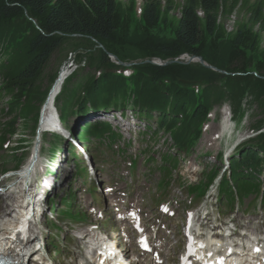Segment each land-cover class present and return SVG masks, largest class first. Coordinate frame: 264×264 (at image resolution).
Masks as SVG:
<instances>
[{"label": "rangeland", "instance_id": "obj_1", "mask_svg": "<svg viewBox=\"0 0 264 264\" xmlns=\"http://www.w3.org/2000/svg\"><path fill=\"white\" fill-rule=\"evenodd\" d=\"M256 1L239 0L236 11L234 10L235 12L233 11L234 13L232 12L229 16H222L220 19L224 37L204 34L200 45L197 47L199 55L205 60L211 59L214 63L220 65L224 69L218 67L222 72L214 73L209 68H202L201 65L172 64L169 67H164L160 73L147 60L160 53L159 48L161 45L169 44L175 40L173 18L178 17L176 15L178 14L177 9L169 15L168 22L160 21L149 26L145 22L142 13L145 0H136L135 4H133V0H116L118 13L115 19V33L110 46L118 55L116 56L118 60L127 65L117 66L110 62V64L100 67L93 62L91 54L81 48L82 45L80 44L82 42L78 44L73 40L67 41L63 45L64 47L61 46L62 48L54 53L49 66L41 76L30 83L32 85L25 91V97L21 93L16 94L14 98L9 95L4 102L0 103L1 109L10 106L14 114H11V116H5V113L3 116L0 114V139L5 137L7 141L11 140L12 142L24 140V143L20 146L11 142L8 152L5 150L4 145L1 147L0 168L12 171L16 169L14 167L17 162L21 164L20 169H22L28 163L36 141V126L33 118L29 117L26 121L18 120L19 127L17 129H11L9 125H5L12 122L13 126L17 122L19 111L14 110V105L25 103L31 107V110H34L41 103L43 96L48 93L63 64L61 74L65 73L63 69L66 67H70L69 74L72 73L73 66L70 65L72 61L79 66L85 65V67L78 70L77 75H80V77L78 76L79 78L72 84L69 83L68 88H66L67 91L60 97L58 102V109L60 111L64 109L63 119L67 127H69V119L72 115L67 107L69 98L80 100L85 95L81 100H89L88 93L93 88L94 83L100 81L103 84V81L107 83L111 80L114 83H110L111 85H121L124 88L122 90L112 87L111 90L116 92L110 93L115 95L112 97L132 94L136 96V98L134 97L136 101L132 102H137L142 107L149 108L155 104L161 106V110L164 107L171 109V116L180 120L177 123L170 120V125L178 129L182 139L193 133L200 136V144L197 147L201 149V155L204 152L215 155L214 146L227 151L229 148H236L242 143L240 149L242 154L249 149L261 152L262 156L258 160V165H264V134H262L264 131V111L257 112L254 110L256 104L259 108H264V60L262 57L264 33H259L257 27L253 30V33L256 32L261 35V42L257 50L244 46L251 44L254 39L253 33L249 34L247 31H244L243 34L240 33V28L245 26L249 19V7L246 5L251 6ZM174 2L177 7L182 4V0H174ZM230 2H233V0H230ZM0 17L5 18V20L0 18V74L8 78L13 85L17 72L25 66L31 57V43L36 35V26L26 14ZM12 31L13 33H11ZM14 31L21 33L22 41L19 46H17L19 36ZM10 33L11 39L9 37ZM237 38H240L244 44L236 45ZM11 41L16 47L12 46ZM181 60L186 63L191 61L190 58ZM196 61L190 63H196ZM206 65L212 67L209 62ZM111 74L116 76L112 75L114 77L110 78ZM55 82L56 80L54 84ZM54 84H52L53 87ZM252 84L256 86L257 90ZM145 86L148 87L144 89ZM125 87L128 88L126 92ZM12 88L14 87L12 86ZM74 89L76 95H68V92L71 93ZM157 91H160V96ZM213 92H217L214 99H211L208 104L203 102L205 105H202L201 101L209 98ZM242 93L245 94L243 98H241ZM58 96L52 104V108L55 106ZM140 101L144 105L139 103ZM176 102L180 103V108L175 110L172 107ZM111 109H113V105ZM239 109L245 110V113L237 123L233 117L238 114ZM154 111V114L160 113L158 110ZM225 112H228L232 118L231 128L227 131L222 129L224 118L228 117V114L224 116ZM258 114L261 115L263 121L259 120L258 122L256 120ZM91 127V129L95 128V126ZM10 130L17 131L21 136L10 138V135H12L9 134ZM256 133L259 136H255ZM222 134L228 136L230 140L227 141L222 138L217 141L214 140ZM53 140L50 135L49 137L45 136L44 147L46 152L41 156L43 161L51 159L48 153ZM208 141L215 143L213 147L207 146ZM12 149L17 150L13 151ZM97 157L100 161V157ZM148 158L149 154L144 155L142 163L150 164L147 167L152 170L153 163ZM2 175L3 173H0V181H3L6 177L2 178ZM178 185L179 183L176 180L173 184L174 191L180 193L182 190V193L186 195L188 189L178 190ZM183 185L186 186L184 181ZM241 197L243 198L242 193ZM250 201H247L245 205L249 206ZM250 212H253V210H250ZM262 214L260 211L257 216L240 215L238 219H255ZM243 223L246 224L245 221Z\"/></svg>", "mask_w": 264, "mask_h": 264}, {"label": "trees", "instance_id": "obj_2", "mask_svg": "<svg viewBox=\"0 0 264 264\" xmlns=\"http://www.w3.org/2000/svg\"><path fill=\"white\" fill-rule=\"evenodd\" d=\"M135 3L136 0H133V4ZM238 4L239 0H233V2L230 0H182V4L177 7L174 0H145L142 13L145 22L152 26L160 21L168 22L169 15L177 9L178 17L173 18L176 40L170 45L160 46V55L176 57L188 51L199 55L197 47L204 34L224 37L220 19L222 16H229ZM246 6L249 7V5ZM117 10L116 0H0V16H18L27 12L29 17L37 21L39 27L31 43V57L24 68L16 74L13 82L16 85L15 89L25 93L32 85L30 83L36 80L47 67L54 53L74 35H81L80 42L86 50L95 49L96 44L92 39L113 50L109 42L111 44L115 33ZM1 19L5 20V18ZM256 27L259 33H264V0H257L254 6L249 8L248 22L240 28V33L243 34L244 31L253 33ZM14 33L19 36L17 45L19 46L22 41L21 33L17 31ZM259 33H253L254 39L251 44L244 46L257 50L261 42ZM11 44L14 46L12 41ZM235 44L243 45L244 43L237 38ZM262 57L264 60V51ZM91 59L100 67L110 64L107 54L101 49H95ZM163 69L155 68L160 73ZM109 83L114 84L111 80ZM113 86L107 84L104 89L109 91ZM91 91L89 101L97 107L101 106L103 100L97 99L98 93L95 94L94 88ZM250 158L255 159L256 156L251 154L249 160Z\"/></svg>", "mask_w": 264, "mask_h": 264}, {"label": "bare ground", "instance_id": "obj_3", "mask_svg": "<svg viewBox=\"0 0 264 264\" xmlns=\"http://www.w3.org/2000/svg\"><path fill=\"white\" fill-rule=\"evenodd\" d=\"M183 58L189 59L188 56H184ZM156 62L159 63L160 61L156 60ZM69 70H70V67L64 68L63 71L65 73L64 74L60 73L59 79H56L55 84L53 83L54 87L52 85L53 89H52V91L49 92V95L47 97V101L45 102V104L43 106L44 108L42 110V115H41V119H40L41 125H40V130H39L40 137L34 145V148L32 150V156L30 157V159L28 161L27 167H25L24 170L21 171L19 177L16 178V179L20 180L19 182H17V181L15 182L17 184V186L15 187L16 189L18 187V184H21L20 186L24 187L27 183H29L28 179L32 176V174L30 173L29 170H31V169H32L31 171L37 170L36 167L38 166V164L40 162L39 159H40L41 151L44 147L43 146V143L45 141L44 131L57 132L58 129L60 128V124L58 122H56L54 112L52 110V104L54 103L56 97L58 95H60V93L63 91L62 89L64 88L63 86L65 84V79L70 75ZM64 75H66V77H64ZM112 75L113 74H111L110 77H114ZM98 82L94 83L93 85L97 84ZM113 87L117 88V89H122L121 85H114ZM91 90H93V88ZM91 90L88 93V99L90 98V94L92 92ZM129 99L131 101H136L132 94L129 95ZM87 104H92V103L90 101H88ZM153 107L155 109L160 108L159 106H157L155 104L153 105ZM97 108L100 110L101 106H99ZM103 111L104 112L101 114V115H103V117H107L109 119L120 120V121L124 120L123 117H124V114L126 113L125 111L116 112V110H109V109H105ZM97 113H99V112H97ZM127 113L130 114V112H127ZM128 117H131V116H128ZM234 117L236 119L240 118V116H238V114ZM250 119H251V117H250ZM223 127H224V129L229 128V118L228 117L225 118L224 123H223ZM91 128L92 127L89 126V129H91ZM262 134H264V131ZM222 138L224 140H227V141L230 140V138L228 136H222ZM234 140H232V141H234ZM245 141L250 142L249 140H245ZM247 145H249V144H247ZM240 149H241V147L237 148V150H240ZM228 150H227L228 153L234 152V150H232L231 148H229ZM38 156H39V159H38ZM32 167H34V168H32ZM231 167H232V165H231ZM71 168H72V165H71V163H69L68 157L67 156L64 157V154H62L59 156V159L56 162V166L54 168L53 173L47 172V176H49V179H51V181L53 183H55V185L62 184L67 179L69 172H71ZM46 182L51 184L47 180H46ZM49 188H51V187H49ZM6 216H9V217H3L0 220V252H3L5 254H12V255L15 253V255L17 256V259H16V262L14 264H25L26 259H28V248L31 246V244L29 245V242H32V240H34L35 236H36V232L34 230L35 227H33V229H32V236H31L30 240L25 244L18 243L16 240L15 241L8 240L7 239L8 238V233H7L8 229H16L18 223L21 222L22 217H17V219L15 221H12L11 218H13V216L8 215V213ZM10 233L12 234V231H10ZM218 248L221 250L222 249L225 250V246H223V244L221 242L218 244ZM242 248L247 253V250H246V249H248L247 246L243 245ZM22 249H24V251ZM121 255L124 258L127 257L124 253H121ZM229 257H231V256L229 255ZM26 264H28V262Z\"/></svg>", "mask_w": 264, "mask_h": 264}, {"label": "snow or ice", "instance_id": "obj_4", "mask_svg": "<svg viewBox=\"0 0 264 264\" xmlns=\"http://www.w3.org/2000/svg\"><path fill=\"white\" fill-rule=\"evenodd\" d=\"M145 247H147V245L145 244ZM201 247H203V245H201ZM254 251H257V252H259L260 251V249L259 248H255L254 249ZM209 255H211V253H209ZM219 264H223V258H220V260H219Z\"/></svg>", "mask_w": 264, "mask_h": 264}]
</instances>
